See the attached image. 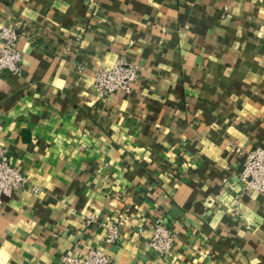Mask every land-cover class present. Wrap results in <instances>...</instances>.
<instances>
[{"label":"crops","instance_id":"1","mask_svg":"<svg viewBox=\"0 0 264 264\" xmlns=\"http://www.w3.org/2000/svg\"><path fill=\"white\" fill-rule=\"evenodd\" d=\"M5 25L23 61L0 68V142L40 193L0 201V264H264V193L240 178L264 148V0H0ZM118 61L135 90L101 99Z\"/></svg>","mask_w":264,"mask_h":264},{"label":"built area","instance_id":"2","mask_svg":"<svg viewBox=\"0 0 264 264\" xmlns=\"http://www.w3.org/2000/svg\"><path fill=\"white\" fill-rule=\"evenodd\" d=\"M21 37L15 27L5 25L0 29V68L12 75L20 73L22 54L18 48ZM94 86L101 99L112 93L132 94L139 81V70L135 65L118 61L110 69H98L94 73ZM246 162L240 178L246 189L264 193V148H256L246 153ZM32 190L39 194L40 188L29 183L28 179L11 163L9 150L0 142V201L10 198L17 190ZM148 242L159 256L169 255L175 246V234L164 219L158 218ZM117 227L109 230L106 243L114 244L118 239ZM64 264H113L111 258L98 249H88L83 253L69 251L63 258Z\"/></svg>","mask_w":264,"mask_h":264}]
</instances>
